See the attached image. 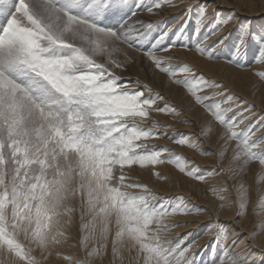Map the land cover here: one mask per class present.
I'll return each mask as SVG.
<instances>
[{
  "label": "snow or ice",
  "instance_id": "obj_1",
  "mask_svg": "<svg viewBox=\"0 0 264 264\" xmlns=\"http://www.w3.org/2000/svg\"><path fill=\"white\" fill-rule=\"evenodd\" d=\"M168 7L180 5L0 0V264H45L65 246L81 253L64 256L67 264H103L109 254V264H250L234 249L264 232V135L257 137L264 132V112L188 63L179 66L184 75L178 77L175 58L160 53L181 47L251 70L264 66V29L240 23L238 41L222 56L229 26L236 24L234 9L224 17L216 10L223 7L220 0L189 4L175 31L138 16ZM140 57L151 76L165 74L166 87L184 90L189 114L199 109L197 119L180 121L195 124L198 133L171 137L172 126L153 118L154 112L178 116L184 109L158 106L164 95L139 77L123 76ZM254 75L255 96L264 71ZM165 137L216 155L217 166L201 170L174 149L150 143ZM213 137L217 149L205 150L202 145ZM166 163L207 185L206 193L220 200L215 211L189 206L183 196L165 202L129 175L138 166L159 177L155 168ZM254 164L256 178L249 183ZM215 176L223 180L211 183ZM249 206L251 232L229 231L217 219L205 226L204 234L213 238L202 247L198 238L189 241L192 232L171 238L174 227L187 224L169 223L175 216L207 212L218 218L235 207L233 224L239 225Z\"/></svg>",
  "mask_w": 264,
  "mask_h": 264
},
{
  "label": "bare ground",
  "instance_id": "obj_2",
  "mask_svg": "<svg viewBox=\"0 0 264 264\" xmlns=\"http://www.w3.org/2000/svg\"><path fill=\"white\" fill-rule=\"evenodd\" d=\"M152 1V0H151ZM255 1V0H254ZM212 0H173V3L179 4L180 7L178 8H173V7H168V8H162L156 10L158 14H145L147 12L140 11L138 13V16L140 19L149 22H155V19L157 18H165V22L168 20V18H171L172 13H179L182 10H184L189 4L195 5L196 3H212ZM145 3H149V1H145ZM214 3V2H213ZM220 4L225 7V9L228 11L224 17H227L228 15L232 14L233 9L235 10V19H236V24L235 25H230L229 27L232 28L231 35L229 36L228 40L225 42L226 47H224L221 51V55L226 54L227 50L229 49L230 46V40H234L235 38V29L237 23L242 20V16L245 15L247 16V21L246 23L250 25V20L252 19L251 22H254L255 25L259 27V29L264 28V15L261 14L262 19H255L256 17H253L252 12L244 10L242 7L245 6L244 0H220ZM247 6H250V8L253 5L252 0H247ZM220 7V8H223ZM256 7V6H255ZM248 8V7H247ZM264 8V7H263ZM248 10V9H247ZM262 13H264V9H261ZM212 9H209V12H211ZM252 11V10H251ZM219 12L223 15V12L219 10ZM255 12V11H254ZM195 18V17H194ZM193 18V19H194ZM173 19V17H172ZM180 19H177L173 22H171L168 27L173 24L177 29L180 27L181 24H179ZM158 22V21H157ZM262 22V25H261ZM193 24V23H192ZM170 28V27H169ZM172 28V27H171ZM174 28V27H173ZM190 28V27H188ZM176 30V29H175ZM189 31V29H188ZM203 35V33H201ZM214 39V38H213ZM180 41H177L179 43ZM213 41L209 40L208 43L211 44ZM228 46V47H227ZM176 49V47H173ZM179 50H175L172 54L173 57L175 58L176 63H182V57L186 59H190L193 63V67L196 69H199L200 71L206 73V76L208 75L209 77H212L218 81H223V83L231 89L233 93L237 97H240L241 99H247L249 101H254L257 105V109L261 110L264 112V85L261 86L260 91L253 95V89L252 85L254 82L258 80V77L256 75L252 74V71L256 69H262L264 70V66L260 64H254L252 65L251 70H241L236 68L233 65H227L223 60L221 61H214V60H209L203 57H200L196 52L190 51V50H182L183 48H178ZM233 48H231L232 50ZM171 50V49H170ZM231 50L229 52H231ZM167 52H161V55L166 54ZM169 54V53H167ZM171 54V55H172ZM176 58H178L176 60ZM175 63V64H176ZM196 66V67H195ZM258 71V72H259ZM180 73V72H179ZM181 74V73H180ZM184 75V74H182ZM153 77V76H152ZM156 78V77H155ZM162 78L163 79V74H158V79ZM167 81V79H165ZM229 84V86L227 85ZM174 85V84H173ZM170 85L168 87L163 85L162 80L160 81V86L164 87L165 94L168 98L174 99L175 97L179 98L181 96V89H177L175 85ZM186 102L184 107L187 109L188 108V102L183 97V99L178 100L179 103L181 101ZM174 106L176 108H179L175 103ZM183 108V107H182ZM199 109L196 110V112L191 113V115L198 116ZM184 114V113H183ZM157 118L159 116H156ZM164 122L166 124H169V121L171 120V117L168 116H161ZM174 117H180V116H174ZM178 124L176 123L175 126ZM180 127V126H179ZM169 130L171 132H169ZM167 130L169 136L176 135L178 132L179 135L182 133H198L199 129L198 127L193 124L191 126H182L181 130H175L172 131L171 129ZM161 131H164L161 129ZM176 132V133H175ZM259 134V133H258ZM173 145V144H172ZM174 146V145H173ZM202 147L205 150H216L217 149V144L215 142V137H213L211 140H209L206 144L202 145ZM180 149V148H179ZM183 152H186V157L189 162H194L195 165H197L198 162H202L205 165H208L210 163L215 162L214 157L216 155H209L210 157H204L199 151L194 150L190 147H185L182 149ZM207 156V155H206ZM214 156V157H213ZM185 157V158H186ZM192 159V160H190ZM196 161V162H195ZM227 160H225L226 163ZM170 164V163H169ZM199 165V164H198ZM171 164V166L166 163L163 164L162 166L159 165L156 166V170H161L158 171L160 172V176H156L153 174V172L141 170V169H133L129 174L133 177L136 178L138 182L140 183H146L150 184V187L153 188L158 194L159 197L162 194L165 198H168L169 200H173L175 202V198L177 197V194H185L186 198V203L191 206V205H196L201 208H209L212 209L213 212L215 209L219 206L220 200L218 198H214L211 194L206 193V188L208 187L207 185L203 183H198L196 181L191 180L190 178L186 177L184 174L180 173L179 170ZM206 167V166H205ZM158 168V169H157ZM202 168V167H201ZM209 169V168H208ZM204 170V169H203ZM207 170V169H206ZM256 171H257V165H253L251 168V172L249 175V183H252L253 180L256 178ZM221 177V176H217ZM214 180V179H212ZM211 183L215 184V182L211 181ZM176 194V195H174ZM182 196V195H181ZM189 198H187V197ZM184 197V196H183ZM163 198V197H162ZM164 198V199H165ZM166 202V201H165ZM254 202V198H253ZM251 208V206H249ZM252 213L249 212L248 210V215L245 216L243 220L240 221L239 225H234L233 224V219L236 217V208L233 207L231 209H224L223 211L220 212L218 218L215 215H210L207 212L202 213V214H193V215H188V216H175L171 218L169 223H185L187 222L186 226L184 227H174L171 232V238L173 239L175 236H180L183 237L186 233L192 232L193 235L189 237V241H191L194 236L202 232V234L194 239H199V244L202 247L205 244H209L212 240V235H205L206 231V225H208L210 222L214 220H219V225L218 226H225L229 231L231 230L232 227H238L245 229L246 232H251L253 230V218ZM217 228H213L212 232L215 233ZM75 234V231H74ZM238 239H242V237H238ZM73 242V241H72ZM71 243V241H69ZM65 250L67 251H73L71 250L72 247H68ZM74 249V248H73ZM236 252H238L240 255L244 257L250 258V264H264V232H258L255 240L254 241H248L244 240V242L238 247L234 249ZM197 252L200 251V249H196ZM75 256L76 254L73 253ZM204 256H207L208 253L203 254ZM111 259V256L105 257L103 264H109V260ZM263 262V263H261ZM45 264H67L66 261L63 259L58 258L57 256L52 255L51 257L48 258V260L45 262Z\"/></svg>",
  "mask_w": 264,
  "mask_h": 264
},
{
  "label": "rangeland",
  "instance_id": "obj_3",
  "mask_svg": "<svg viewBox=\"0 0 264 264\" xmlns=\"http://www.w3.org/2000/svg\"><path fill=\"white\" fill-rule=\"evenodd\" d=\"M145 1H149V3H152L153 2V0L151 1V0H144V2ZM213 2H214V0H212ZM253 1V5H252V7L250 8V6H247L248 4H247V0H244V3H245V6H243L242 8L244 9V10H246V11H250V12H252V15H253V17H256L255 19H262V16H261V14H263L264 15V13H262L261 11H263V10H261V9H264L263 7H264V0H252ZM212 2V3H213ZM200 4H203V3H196L195 4V6H198V5H200ZM256 6V7H255ZM188 7V6H187ZM186 7V8H187ZM248 7V8H247ZM185 8V9H186ZM184 9V10H185ZM248 9V10H247ZM184 10H182L181 12H179V13H172V17H173V19H172V17L171 18H168V20L165 22V18H156L155 19V22H151V23H154V24H158L159 25V29H165V28H173V31H175V29H177L173 24H171L169 27H168V25L171 23V22H173V21H175V20H177V19H180V21H178L179 22V24H182L183 23V21H184V19H185V17H184V15H183V13H184ZM217 11H219V10H221L222 12H223V15L222 16H224L225 15V13L226 14H228L227 12V10L225 9V7H223V8H220V7H217V9H216ZM252 10V11H251ZM141 11H143V13L144 12H146V11H144V10H141ZM255 11V12H254ZM140 12V11H139ZM138 12V13H139ZM145 14H149L148 12L147 13H145ZM195 14H193V17H192V20H193V24H189V27L190 28H188L189 29V33H191V31H192V29H193V27H194V20H195ZM194 18V19H193ZM151 21V20H150ZM149 21V22H150ZM158 21V22H157ZM247 21H249V20H247V16H245V15H243L242 16V20H240L238 23H237V25H236V29H235V38H234V40H230V46H229V51L231 50V48H233L234 47V45L236 44V42L238 41V39H239V27H238V25L240 24V23H246ZM252 21V19L250 20V27L253 29V30H255V31H260V29H259V27L257 26V25H255V23L254 22H251ZM261 25H262V22H261ZM158 29V30H159ZM264 29V28H263ZM180 43V42H179ZM179 43H177V44H179ZM228 47V46H227ZM178 48H181V47H176V49L177 50H179ZM175 48H172L171 50H169V52H167V53H169V54H164V55H171L175 50H176ZM182 50H188V49H185V48H183ZM227 50V52H226V54H222V56H228L229 55V51ZM174 54H172L171 56H173ZM250 56H251V52H250ZM178 58H176V60H177ZM182 63H188V64H190V65H193V63H192V61L190 60V59H186V58H183L182 57ZM174 63H176V61H175V59H174V61H173ZM250 62V61H249ZM176 65H177V76L178 77H183V75H182V73L180 74L179 73V71H178V68H179V66L181 65V63H176ZM194 66V65H193ZM149 67H150V65H149ZM196 67V66H195ZM252 69V68H251ZM259 71V69H256V70H254V71H252V74L254 75V73H256V72H258ZM260 71H264V70H262V69H260ZM204 73V72H203ZM205 75H206V73H204ZM123 76L124 77H126V78H129V77H131V78H135V77H139L142 81H144V82H146V83H149V84H151V86L156 90V91H158V92H160L162 95H164L167 99H166V101H158V106H163V104L164 103H170L171 105H174V103L179 107V108H177V109H184V114L182 113L181 115H178V116H180V117H174L173 115H170V114H167V113H160V112H154L153 113V118L156 120V121H158V122H160V123H163V124H166L164 121L165 120H163V118L161 117V116H168V117H171V120L169 121V125H171L172 126V129H174V130H181L182 129V126L184 127L185 125L186 126H191V125H189V124H184V123H181L180 121L181 120H183V119H185V118H187V119H190V120H195V119H197V114H196V116H194V115H191V114H189L188 112H187V109L184 107V105L183 104H185L186 102H184L183 100L181 101V102H179V103H176V102H178V100H179V98L180 99H183V97H184V90L182 89V88H180L182 91H181V96H179V98H177V97H175L174 99H172V98H168L167 96H166V94H165V90H164V87H161L160 86V81L162 80V83H163V85L164 84H166V80L165 79H167V76L165 75V74H163V79L162 78H160V79H157V78H155V77H152L150 74H149V72L145 69V61L143 60V58L142 57H140V62L138 63V64H135V65H129V71H127V72H125V73H123ZM208 76V75H207ZM209 77V76H208ZM227 85L229 86V84L227 83ZM174 86V85H173ZM183 107V108H182ZM258 108V107H257ZM259 111H261L260 109H259ZM262 112V111H261ZM156 116H159L158 118L156 117ZM255 119V118H254ZM176 123L178 124L177 126H175L176 125ZM193 125V124H192ZM180 126V127H179ZM173 131V130H172ZM169 132H171L170 130H169ZM176 133V132H175ZM179 133V132H178ZM176 134V135H173V136H171V137H177V136H179V134ZM194 133V132H193ZM259 133V134H258ZM257 133V137H259V136H261V135H264V132H258ZM168 136H169V134H168ZM150 143H152V144H155L157 147H162V146H167L168 148H171V149H174L175 150V152H177V153H180L183 157H186L187 155H186V152H183L182 151V149L183 148H185L186 146H181V145H177V144H174L173 142H172V140H170V139H167L166 137L165 138H160V139H156V140H153V141H151ZM174 146H173V145ZM206 144V143H205ZM180 148V149H179ZM186 155V156H185ZM204 157H210L209 155H203ZM214 157V156H213ZM187 158V157H186ZM217 156H215L214 157V160H216L215 162H213V163H210V164H208V165H205V164H203L202 162H198L197 161V165L199 166V168L201 169V170H210V169H213V168H215L216 166H217ZM190 160H192V159H190ZM196 162V161H195ZM168 164V166L170 165L171 166V164H169V163H167ZM225 164H227V161H226V163ZM173 165V164H172ZM162 166V165H161ZM175 166V165H174ZM174 166H172V167H174ZM206 166V167H205ZM202 167V168H201ZM158 168H159V165H158ZM157 168V169H158ZM209 168V169H208ZM133 169H139L138 168V166H133ZM157 172L158 171H161V170H156ZM160 173V172H159ZM130 175V174H129ZM131 176V175H130ZM135 180H137L136 178H134ZM212 179H214V180H212ZM221 180H223V177L221 176V177H217V176H215V177H212L211 178V181H213V182H215V184H217L219 181H221ZM146 184V183H145ZM200 184V183H199ZM148 185V184H147ZM149 186H150V184H149ZM152 188V187H151ZM153 189V188H152ZM174 195H176V194H174ZM184 196L185 197V194H177L176 196L177 197H179V196ZM161 197L160 198H162L163 197V199L165 198L162 194L160 195ZM187 197V196H186ZM187 198H189V197H187ZM176 199V198H175ZM166 202H173V200L171 201V200H169L168 198H165L164 199ZM248 210H249V212H251V210H252V208H248ZM251 215H252V213H250ZM203 232V231H202ZM202 232H199V233H197L195 236H194V238H196L197 236L199 237L201 234H202ZM178 238H180V236H175L173 239H178ZM193 238V239H194ZM200 238V237H199ZM212 240V239H211ZM71 243H75V241H71ZM70 243V244H71ZM67 247L65 246V247H63V248H61V249H59L58 251L61 253L60 255H57L55 252L53 253V255L54 256H57L58 258H60V259H63L64 261H66L63 257L64 256H75L73 253H75L76 254V256H79V255H81V253H80V251H79V249L78 248H74L73 249V247H72V249L71 250H73V251H67V250H65ZM206 253H208V252H204L203 254H206ZM67 262V261H66ZM264 262V261H263ZM263 262H261V263H263Z\"/></svg>",
  "mask_w": 264,
  "mask_h": 264
}]
</instances>
